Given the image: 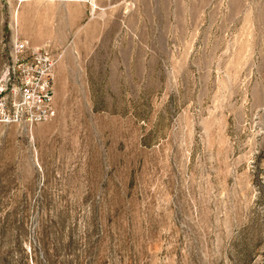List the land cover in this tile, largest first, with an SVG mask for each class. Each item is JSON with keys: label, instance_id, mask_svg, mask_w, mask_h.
<instances>
[{"label": "rangeland", "instance_id": "1", "mask_svg": "<svg viewBox=\"0 0 264 264\" xmlns=\"http://www.w3.org/2000/svg\"><path fill=\"white\" fill-rule=\"evenodd\" d=\"M55 115L0 124V264H264V0H0Z\"/></svg>", "mask_w": 264, "mask_h": 264}, {"label": "built area", "instance_id": "2", "mask_svg": "<svg viewBox=\"0 0 264 264\" xmlns=\"http://www.w3.org/2000/svg\"><path fill=\"white\" fill-rule=\"evenodd\" d=\"M59 58L46 46L34 49L26 40L14 43L8 73L0 80V124L31 128L52 120Z\"/></svg>", "mask_w": 264, "mask_h": 264}]
</instances>
